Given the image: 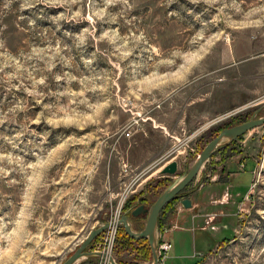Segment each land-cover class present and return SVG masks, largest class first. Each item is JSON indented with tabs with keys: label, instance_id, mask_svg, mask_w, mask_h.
I'll return each instance as SVG.
<instances>
[{
	"label": "rangeland",
	"instance_id": "obj_1",
	"mask_svg": "<svg viewBox=\"0 0 264 264\" xmlns=\"http://www.w3.org/2000/svg\"><path fill=\"white\" fill-rule=\"evenodd\" d=\"M261 32L264 0H0V264H63L119 210L124 163L176 160L181 176L210 130L264 116V90L209 105L234 49ZM141 138L159 146L153 163L139 157ZM242 142L258 158L252 194L234 238L200 264H264V126ZM126 249L122 264H152L153 253Z\"/></svg>",
	"mask_w": 264,
	"mask_h": 264
},
{
	"label": "crops",
	"instance_id": "obj_2",
	"mask_svg": "<svg viewBox=\"0 0 264 264\" xmlns=\"http://www.w3.org/2000/svg\"><path fill=\"white\" fill-rule=\"evenodd\" d=\"M241 43L234 49L237 61L228 70V83L212 93L214 97L218 96L209 104L213 111L222 106L239 105L264 90V32L254 41ZM140 143L143 153L139 157L143 164L152 162V156L160 153L158 144L150 143L148 138H141ZM238 145L241 146L238 147L237 143L234 145L237 150L231 155L222 157L223 152L216 153L213 157L217 156L216 166H212V170H201V178H196L187 186L185 191L189 195L183 198L192 199V208L183 207L180 202L182 198L174 209L168 210L164 225L168 230L166 236L172 244L168 257L170 261H166L168 264H200L203 258L234 238L239 219V201L252 194L258 160L254 155L247 154V145L243 142ZM167 164L156 170L153 164L148 168L149 171L153 170L152 174L142 182L161 177L160 171ZM140 218L147 220L144 216Z\"/></svg>",
	"mask_w": 264,
	"mask_h": 264
},
{
	"label": "water",
	"instance_id": "obj_3",
	"mask_svg": "<svg viewBox=\"0 0 264 264\" xmlns=\"http://www.w3.org/2000/svg\"><path fill=\"white\" fill-rule=\"evenodd\" d=\"M264 126V116L252 117L249 120L242 122L233 127H226L216 137L211 139L202 151L197 155V159L189 170L179 175V162L173 160L169 162L163 169H161V176L173 177L174 180L168 187L155 199L153 205L148 206L141 204L131 211L130 216L123 214L119 225L122 226L126 233L133 239H148L150 248H152L153 260L152 264H158V248H157V229L159 225V216L162 210L168 205L169 201L179 196L191 183L195 181L202 168L212 159L213 155L221 148L227 147L234 141H237L241 136L248 132L255 130L257 127ZM181 205L185 208H192L193 202L190 197H185L181 201ZM145 216L147 218L146 224L142 230L136 231L133 226V219ZM110 226V222H104L89 233V236L82 242L76 252H74L63 264H78L84 258H94L101 255V253L89 251V246L96 237L105 232ZM112 264H117L116 260L110 256Z\"/></svg>",
	"mask_w": 264,
	"mask_h": 264
},
{
	"label": "built area",
	"instance_id": "obj_4",
	"mask_svg": "<svg viewBox=\"0 0 264 264\" xmlns=\"http://www.w3.org/2000/svg\"><path fill=\"white\" fill-rule=\"evenodd\" d=\"M127 137L132 136L133 131L132 128L129 126L124 131ZM124 169H122L123 173L125 174V178L123 179V191L120 194L119 198V210L115 212H111L110 216L108 217L109 222L111 225L109 228L102 233V235L98 238H95L94 241L89 246V250L91 252L101 253L99 256H95L93 261H81L79 264H111L110 255L115 256V245L116 239L118 236V230L121 226L118 224L121 220L123 215L122 211L126 206V202L128 199L131 198V194L137 192L134 186L137 184L139 178L146 175L148 172V168L143 169L136 172V169H132L131 165L128 163H124ZM140 182H142L140 180ZM141 184V183H140ZM123 214H126L124 211ZM168 230L166 227H163L158 230L157 234V248H158V263L159 264H166V260L169 257L170 250L172 249L171 241L168 240L166 234Z\"/></svg>",
	"mask_w": 264,
	"mask_h": 264
},
{
	"label": "trees",
	"instance_id": "obj_5",
	"mask_svg": "<svg viewBox=\"0 0 264 264\" xmlns=\"http://www.w3.org/2000/svg\"><path fill=\"white\" fill-rule=\"evenodd\" d=\"M247 114L248 113L242 114L241 116H238V118H240V120L243 122L247 121V120H249V117H250ZM230 126H231L230 122L226 123L224 125H221L218 128L212 129L213 131L210 130L211 132H209L208 134L211 135L212 137H216L222 130H224V129H226V127H230ZM243 136H241V138ZM241 138H239L238 140H240ZM237 141H234L230 145H227V147H223V148L219 149V151H217L216 153L226 152L228 149H231L237 143ZM214 155H213V157H214ZM171 181H172V179L168 176L167 177L153 178L151 181H149L147 183V185H146L147 189L140 192L138 195H134L133 197H131L130 199L127 200L126 206L124 208V211L126 212V214L130 216L131 211L141 204H146L148 206L153 205V202L155 201L153 199L157 198L168 187V185L171 183ZM185 190L179 196H176L175 198L170 200L168 205L161 212V214L159 216V218H160L159 219V228H161V227H163V225H165V222L167 221L166 214H167L168 210L174 209L175 205L179 204L180 203L179 201L184 196L189 195V193L186 192ZM132 219L134 221V224H137V225H139V223L144 221L143 218H138V219L132 218ZM117 234H118V236L116 239V245H115L114 249H115V253H116L117 258H118L117 261L119 264H122L124 261L122 258L120 259L121 253L124 250H127L126 247L130 248L134 244L139 245V248H141V250L144 253V257H147V258H150V256L152 257V248H150L148 239H139V240L133 239L129 234L126 233V231H125V229H123V227H121L118 230ZM93 259L94 258H89V260H87V261H90Z\"/></svg>",
	"mask_w": 264,
	"mask_h": 264
},
{
	"label": "bare ground",
	"instance_id": "obj_6",
	"mask_svg": "<svg viewBox=\"0 0 264 264\" xmlns=\"http://www.w3.org/2000/svg\"><path fill=\"white\" fill-rule=\"evenodd\" d=\"M132 135H133V134H132ZM218 151H219V150H218ZM161 177H164V176H161ZM164 209H165V208H164ZM164 209H163V210H164ZM163 210H162V211H163ZM144 217H145V216H144ZM110 225H111V223H110ZM133 226H134V223H133ZM121 227H122V226H121ZM134 230H135V229H134ZM158 230H159V225H158L157 232H158ZM138 232H139V231H138ZM157 232H156V233H157ZM103 233H104V232H103ZM157 234H158V233H157ZM100 235H102V234H100ZM100 235H99V236H100ZM99 236H98V237H99ZM96 238H97V237H96ZM110 256H111V255H110ZM112 257L115 259L114 256H112ZM85 260H89V258H84V259H82L81 261H85ZM110 260H111V259H110ZM115 260H116V259H115ZM81 261H79V263H80ZM166 261H167V260H166ZM116 262H117V261H116ZM79 263H78V264H79ZM157 263H158V262H157ZM165 263H166V262H165ZM111 264H112V262H111ZM117 264H119V263L117 262ZM158 264H159V263H158Z\"/></svg>",
	"mask_w": 264,
	"mask_h": 264
}]
</instances>
